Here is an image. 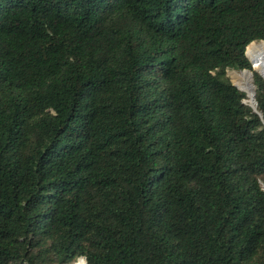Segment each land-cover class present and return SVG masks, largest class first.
Listing matches in <instances>:
<instances>
[{
	"label": "trees",
	"instance_id": "16d2710c",
	"mask_svg": "<svg viewBox=\"0 0 264 264\" xmlns=\"http://www.w3.org/2000/svg\"><path fill=\"white\" fill-rule=\"evenodd\" d=\"M254 42L264 0H0V264H264Z\"/></svg>",
	"mask_w": 264,
	"mask_h": 264
},
{
	"label": "bare ground",
	"instance_id": "6f19581e",
	"mask_svg": "<svg viewBox=\"0 0 264 264\" xmlns=\"http://www.w3.org/2000/svg\"><path fill=\"white\" fill-rule=\"evenodd\" d=\"M248 50L253 57L254 68L259 70L264 76V43L261 44V46L256 47V43L254 42L248 47ZM252 76L253 75L250 71H242L238 75V82L240 88L247 93L251 104L255 107V102L253 99L254 86L252 83ZM81 264H84V260H82Z\"/></svg>",
	"mask_w": 264,
	"mask_h": 264
},
{
	"label": "rangeland",
	"instance_id": "374dc122",
	"mask_svg": "<svg viewBox=\"0 0 264 264\" xmlns=\"http://www.w3.org/2000/svg\"><path fill=\"white\" fill-rule=\"evenodd\" d=\"M263 43H264V42H256V47L261 46V44H263ZM246 55L248 56V58H249V60H250V62H251V64H252V68H253V70L256 71V72H259V73L262 75V73H261L259 70H257V69L254 68L253 57H252V55L249 53V50L246 51ZM242 71H246V70H239V71L230 70V71L228 72V75H229V77H230L232 83H233L235 86H237L238 88H240V86H239V82H238V75H239ZM251 73H252V72H251ZM262 76H263V75H262ZM263 77H264V76H263ZM252 83H253V76H252ZM253 86H254V84H253ZM240 89H241V88H240ZM246 94H247V93H246ZM245 102H246L247 104H251L249 97H248V99H247ZM81 263H82V261H80V262H78V263H76V264H81Z\"/></svg>",
	"mask_w": 264,
	"mask_h": 264
},
{
	"label": "water",
	"instance_id": "95a60500",
	"mask_svg": "<svg viewBox=\"0 0 264 264\" xmlns=\"http://www.w3.org/2000/svg\"><path fill=\"white\" fill-rule=\"evenodd\" d=\"M237 87V86H236ZM240 89V88H239ZM242 91H244L243 89H241ZM253 99H254V102H255V92H254V95H253ZM250 106L252 107V108H254V109H256V102H255V107L252 105V104H250ZM86 260V259H85ZM86 264H87V261H86Z\"/></svg>",
	"mask_w": 264,
	"mask_h": 264
}]
</instances>
